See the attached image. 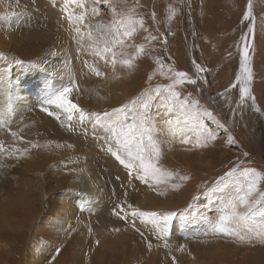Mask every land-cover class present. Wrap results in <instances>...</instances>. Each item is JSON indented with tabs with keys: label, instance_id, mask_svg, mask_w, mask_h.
<instances>
[{
	"label": "rangeland",
	"instance_id": "obj_1",
	"mask_svg": "<svg viewBox=\"0 0 264 264\" xmlns=\"http://www.w3.org/2000/svg\"><path fill=\"white\" fill-rule=\"evenodd\" d=\"M88 2L91 5V0ZM112 2L121 9L134 8L135 18L144 21V28H137L124 49L125 57L135 55L132 68L117 64L113 69L110 63L93 57L86 42H78L67 18L75 6H69L65 12V0H0V74L12 65L7 76L0 75V120L5 123L0 134H6L8 127L7 133H16L10 139L7 134L6 140L0 139L4 147L0 152V264H264V241L256 238L249 242L247 237L239 241L214 234L205 219L215 220L236 189L203 194L236 165L264 173V8L259 1L252 0L255 36L249 50L253 69L249 86L255 97L253 107L249 99L240 102L239 84L230 88L240 70V38L249 24L242 22V18L248 0H227L224 9L221 0ZM97 7L100 15L88 22L107 24L113 16L111 6ZM11 12L22 15L11 17L9 26L5 15ZM44 21L53 26H36ZM68 26L73 32L71 36L64 32ZM149 35L159 38L146 40ZM140 44L145 45L144 51L136 54L135 46ZM157 58L165 70L171 66L193 78L197 75L193 60L207 69L200 74L207 83L198 79L196 85L184 84L176 90L181 99L191 93L192 99L199 100V107L211 111L224 127L204 118L216 139L201 138L199 142L206 146H196V133L184 128L183 132L191 138L185 144L181 142V130L173 134L165 123L168 119L174 121L178 113L169 115L163 105L153 107V135L162 151L159 165L177 174L168 184L153 188L149 186L151 181L145 184L135 174L130 177L128 169L119 163L113 152L124 155L120 145L107 139V146L114 150L108 152L95 144L89 147L92 141L87 140L84 148L77 141L90 134L88 127L98 120L102 122L98 129L101 127L103 134H108L116 119L111 115L114 108L136 99L149 87L171 83L158 71ZM15 59L40 67H19ZM85 59L96 63L104 75L90 73L83 64ZM73 65L82 68L80 73L71 70ZM53 71L57 75H51ZM27 74L40 81L43 91L36 100L29 99L23 117H16L12 95H16V85L22 84ZM2 77L7 80L2 81ZM80 77L94 82L95 90L91 93L98 100L91 106L83 92L73 91L70 95L72 102L85 111L82 122L75 116L70 123L63 112L57 120L42 111L41 102L49 87L60 88ZM30 112V116L36 118L38 113L42 119L33 124L19 119L28 117ZM119 119H124L123 114ZM194 124L195 121L188 127ZM73 130L77 139L72 138ZM229 136L234 143L229 142ZM25 140L38 147L26 148ZM18 142L22 148L15 145ZM82 172L87 176L84 185L78 179ZM179 176L190 179L180 181ZM172 183H180L181 187L173 188ZM259 191L264 192V181ZM194 196L199 198L194 201ZM129 204L146 212L186 211L173 220L165 236L139 218L133 227ZM117 205H123L129 213L127 220L122 219L124 212L114 214L113 209L120 211ZM253 223L259 227L264 219L258 216Z\"/></svg>",
	"mask_w": 264,
	"mask_h": 264
},
{
	"label": "snow or ice",
	"instance_id": "obj_2",
	"mask_svg": "<svg viewBox=\"0 0 264 264\" xmlns=\"http://www.w3.org/2000/svg\"><path fill=\"white\" fill-rule=\"evenodd\" d=\"M99 4H109L113 16L107 24L97 21L95 25H92L88 21L91 17H98L100 15L97 7ZM71 5H74L75 8L72 12H68V8ZM64 11L68 12L67 18L74 27L78 42H86L88 50H90V54L93 57H98L106 64L110 63L113 69H115L117 64L125 68L133 67L135 55L128 54L125 57L124 49L127 47V41L136 33L137 28H144L143 19L135 18L134 8L121 9L112 0H91V5L88 0H65ZM170 11L172 10L170 9ZM20 15L22 14L11 12L5 15V20L9 21L10 26V18H18ZM169 19H171V16H169ZM153 20H155V13H153ZM243 21L249 22L248 30L240 38L242 48L240 45H237L238 48H241L240 70L235 77L236 82L230 85V88H235L239 84L240 102L243 103L246 99H249L252 101L253 107H255V97L252 95L249 86L253 79L249 50L253 47L252 40H254L255 36V17L253 16L252 0H248L247 10L244 12L242 18ZM158 38V36L149 35L145 39L154 41ZM117 48H119V51H117ZM135 48L136 54H141L144 51L145 45L140 44L135 46ZM55 54L52 53V55ZM5 59L7 58L5 57ZM14 62L19 67H40L39 64H26L25 61L20 59H15ZM156 62L160 74L167 76L171 83L157 85L155 88L149 87L141 96L123 104L119 108H114L111 115L116 117V119L108 130L109 140L123 148L124 155H121L120 152H113V155L120 164L128 169L129 176L131 177L135 174V178L145 184H149L151 181L152 183L149 186L153 188L161 184H168L177 175L159 165L162 151L160 144L154 139L153 135L154 129L151 120V110L153 107L163 105L169 115L178 113L174 121L168 119L165 123L172 129L173 134H175L176 130H181L183 135L181 142L185 144L190 143L191 138L187 133L183 132L184 128H187L188 132L196 133V146H206V143L201 144L199 142L201 138L204 141L216 139V134L204 124V118L214 121L221 128L224 127V125L216 120L211 111L199 107V100L192 99L191 93L181 99L180 92L176 90L177 86L184 84L196 85L198 79L204 80L207 83L206 79L200 75L207 71L204 66L195 60L192 61L197 74L196 78H193L187 72L176 71L171 66L165 70L163 62L159 58H157ZM83 64L90 73L95 74L97 77L104 75L96 63H90L85 59ZM11 67L12 65H9L8 69L4 70L5 76H7ZM51 75L55 76L57 72L53 71ZM148 79L151 80L152 75H149ZM73 91H79V86L74 80H70L67 85L60 88L49 87L45 91L41 102L42 111L49 116H54L57 120L60 119V112H63L69 122L73 120L74 116L83 121L86 118L85 111L70 99ZM50 108L53 110L50 111ZM259 110V108H256V111ZM121 114H123V120L119 119ZM92 115L98 117L99 114L93 113ZM104 115L108 116L110 114L104 113ZM193 121H195L194 127L189 128L188 125L192 124ZM2 125L3 120H0V126ZM69 127H71V124H69ZM12 135L15 136L16 133L13 132ZM229 142L234 143L231 136H229ZM31 147L35 148L38 145L32 144ZM3 150V142L0 141V152ZM24 151L26 152L28 149ZM108 151L112 152V148L109 147ZM178 179L180 181H187L190 177L179 176ZM261 181H264V173L255 168L236 165L225 172L223 176L219 177L214 187L207 189L203 193L208 194L231 187L236 189L231 198L227 199L219 210V214L215 220L205 217L212 233L232 237L239 241H245L246 237L249 242L256 238L264 241V224L257 227L253 223L258 216L264 219V192L259 191ZM171 186L179 188L181 184L172 183ZM160 194L163 195L164 193L161 192ZM198 198L194 196L193 200L195 201ZM116 207L120 211L113 209L114 214L119 216L121 212H124L122 219L127 220L129 213L124 210V206L117 205ZM188 207L191 208L192 205L189 204ZM127 208L131 209L130 215L133 218V227H135L136 218H139L142 223L151 224L155 229H158L161 235L165 236L168 234L173 220L178 215H183V212L186 211L181 210L180 212L167 213L146 212L130 204L127 205ZM149 247H151V244H149ZM57 252H59V249H57Z\"/></svg>",
	"mask_w": 264,
	"mask_h": 264
},
{
	"label": "bare ground",
	"instance_id": "obj_3",
	"mask_svg": "<svg viewBox=\"0 0 264 264\" xmlns=\"http://www.w3.org/2000/svg\"><path fill=\"white\" fill-rule=\"evenodd\" d=\"M16 1V0H15ZM26 1V0H25ZM33 1V0H32ZM220 1V0H219ZM257 1H259L260 3H261V5H262V7L264 8V0H257ZM28 2V1H27ZM224 2H226L227 3V0H221V7L224 9V8H226L228 5V3H231V1L230 2H228L227 4H223ZM16 3V2H15ZM36 3V2H35ZM37 4V3H36ZM27 5V4H26ZM31 6H32V4H31ZM34 6V5H33ZM220 6V5H219ZM36 7H37V5H36ZM259 7L260 6H258V7H256V11L255 12H257V10H259ZM32 8H34V7H32ZM18 9V8H17ZM35 9H37V8H35ZM50 9V8H49ZM48 10V9H47ZM51 10V9H50ZM51 13V15H52V12H50ZM259 12H257V14H258ZM32 14V13H31ZM33 18H35V17H33ZM47 21V20H46ZM28 22H29V20H28ZM31 20H30V23L29 24H31ZM38 22V21H37ZM264 22V21H263ZM35 23V22H34ZM46 23V28H47V26H53V24H50L49 25V23H47V22H43L42 24L41 23H36V26L37 27H39V26H43V27H45V24ZM261 23H262V21H261ZM264 25V24H263ZM69 28H66L65 29V34L67 35V36H71L72 34H73V32H72V29L70 28V26H68ZM38 30V29H37ZM227 30H229V29H227ZM22 35V34H21ZM77 41V39H75L74 40V42H76ZM64 44H65V42H64ZM61 45V44H60ZM63 45V44H62ZM67 46H69V44L67 45ZM66 46V47H67ZM65 46H63V48H64ZM65 47V48H66ZM71 70H73V71H75L76 72V74H78V73H80V71L82 70V68H79V67H77V66H71ZM2 72V71H1ZM25 73V72H24ZM1 74H3V77H5V75H4V73L2 72ZM0 74V75H1ZM31 74V73H30ZM30 74H27L26 76H25V78H24V80H23V83L26 85V87H23V83L22 84H19V82H18V84L16 85V88H15V92H14V94H16V95H12V104L14 105L13 107H12V109H13V112H14V115L17 117H23L22 116V114H23V112H26V110H27V108H26V106L28 107L29 106V104H28V101H29V99H31V100H36L37 99V97H40V95L42 94V91H43V89L41 88V85H40V81L39 80H36L35 79V77L33 76V77H31L30 76ZM259 74V73H258ZM35 75V74H34ZM2 77V81H6L7 79V77L6 78H3ZM23 77H24V74H23ZM1 78V77H0ZM1 80V79H0ZM74 81H76V83L78 84V86H79V91L80 92H83L88 98H89V100H90V103L89 104H91V106H92V102H95V101H98V100H96V98H95V96H93V93H91L92 91H94L95 90V86H94V82L92 81V80H90V79H85V78H83V77H80V78H78V79H73ZM42 82V81H41ZM0 83H1V81H0ZM8 83V82H7ZM47 87V86H46ZM48 88V87H47ZM46 88V89H47ZM96 90H98V89H96ZM45 91V90H44ZM90 93H91V95H90ZM96 95V94H95ZM86 101V100H85ZM95 108V107H94ZM30 109H32V108H30ZM32 111H34V110H32ZM41 112V111H40ZM39 111H38V113H40ZM37 113V114H38ZM30 114H31V112L30 113H27V115L26 116H28V117H26V118H19V119H22V122L24 121L25 123H29V124H33V123H37V121H38V119H42V117L41 116H39L38 117V115L36 114V118L34 117V116H30ZM48 116V115H47ZM15 117V118H16ZM75 117V116H74ZM48 118V117H47ZM97 118V117H96ZM49 119H51V117H49ZM51 120H53V118L51 119ZM72 122H74V121H72ZM82 122V121H81ZM39 123H41V122H39ZM48 123V122H47ZM70 123H71V121H70ZM101 121L100 120H98V122H94L93 123V125L92 126H89L88 127V129H90L89 131H91V133L90 134H88L87 136H85L84 138H82V139H79L77 142V144H79V146H81L82 148H84V147H86V141L87 140H89V141H92V142H90V146L89 147H94V144L96 145V147H98V148H100L101 150H107L108 151V146H107V144H106V142H107V139H109L108 137H106V135H109V133L108 134H103V131L101 130V127L98 129V127L101 125ZM4 122H3V125L2 126H4ZM100 124V125H99ZM23 125H25V124H23ZM47 125H49V124H47ZM75 125V124H74ZM81 125V124H80ZM79 125V126H80ZM89 125V124H88ZM2 126H0V127H2ZM42 126H43V124H42ZM51 126V125H50ZM85 126V125H84ZM27 127V126H26ZM72 127V126H71ZM76 127V126H75ZM85 127H87V126H85ZM3 128V127H2ZM5 128H7V127H5ZM24 128V127H23ZM73 128V127H72ZM49 129V128H48ZM4 129H2V131H3ZM7 130H10V128L8 127L5 131H4V133H6L7 134V136H8V138L10 139L11 138V136H12V134H9V133H7ZM50 130V129H49ZM32 131V130H31ZM39 131V130H38ZM51 131H53V130H51ZM51 131H50V133H51ZM73 133H72V138H76L75 137V131L73 130L72 131ZM28 133V132H27ZM6 134H0V139H5V136H6ZM31 134V133H30ZM33 134V133H32ZM5 135V136H4ZM53 135V134H52ZM66 136V135H65ZM22 137V136H21ZM78 137V136H77ZM104 137H106V138H104ZM92 138V139H91ZM77 139V138H76ZM6 140V139H5ZM75 140V139H74ZM35 142V141H34ZM74 142V141H73ZM24 144H25V147L27 146V145H29V146H31L32 145V143H30L28 140H25V142H23ZM22 143V144H23ZM67 143H68V141H67ZM35 144V143H34ZM76 144V145H77ZM15 145H17L18 146V148H22L21 147V143L20 142H18V143H16ZM29 146H28V148H29ZM25 147H23V148H25ZM112 147L114 148V146L112 145ZM27 148V147H26ZM116 149H118V147H116ZM114 150H112V152H113ZM109 152V151H108ZM21 154V153H20ZM45 161V160H44ZM49 162V161H48ZM79 163H81V162H79ZM83 163V162H82ZM93 163V162H92ZM52 170H53V168H51ZM84 169V168H83ZM83 171H85V170H83ZM79 174H80V172H79ZM79 182H80V185H84L85 183H86V181H87V176H86V174L84 173V172H82L81 173V175L79 176ZM50 186V185H49ZM24 192V191H23ZM98 195V197H99V194H97ZM97 197V196H96ZM19 203V202H18Z\"/></svg>",
	"mask_w": 264,
	"mask_h": 264
}]
</instances>
